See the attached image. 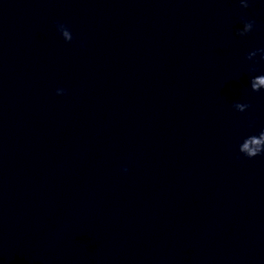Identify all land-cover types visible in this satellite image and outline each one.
Segmentation results:
<instances>
[{
	"label": "clouds",
	"instance_id": "obj_1",
	"mask_svg": "<svg viewBox=\"0 0 264 264\" xmlns=\"http://www.w3.org/2000/svg\"><path fill=\"white\" fill-rule=\"evenodd\" d=\"M239 3H240V6L244 9H247L250 7V0H239ZM241 24H242V27L237 29V32H236L238 36H247L249 33H251L254 30V27H255L254 20L242 18ZM56 28L65 42H71L74 39L71 30L65 24L57 22ZM258 54L260 56V60L264 61V48L256 49V50L249 52L247 54L246 59L249 61H254V58ZM249 71L256 72L257 68L255 66H252L249 69ZM249 83H250V88L253 92H260L261 90H264V74L253 76ZM65 93H66V89L64 88L56 89L57 95H64ZM250 107L251 105L247 103L237 102L233 104V108L240 113L245 112ZM252 126H253V123L250 122L249 127H252ZM238 151L244 157H247L249 159L264 155V129H262L258 133V135L254 134V135L247 136L242 141V143H240ZM236 158L240 159V156L238 155ZM122 170L124 172L128 171L126 167L123 168Z\"/></svg>",
	"mask_w": 264,
	"mask_h": 264
}]
</instances>
